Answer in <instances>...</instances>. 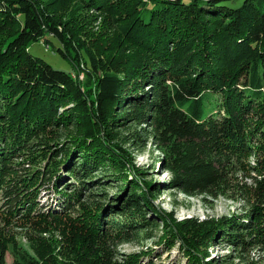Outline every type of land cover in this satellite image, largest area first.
Instances as JSON below:
<instances>
[{
    "label": "trees",
    "instance_id": "obj_1",
    "mask_svg": "<svg viewBox=\"0 0 264 264\" xmlns=\"http://www.w3.org/2000/svg\"><path fill=\"white\" fill-rule=\"evenodd\" d=\"M68 1L79 7L71 18L86 9L103 15L111 35L98 57L84 43L86 31L58 18L56 7ZM231 2L0 0V217L71 221L59 229L62 244L37 237L33 256L15 252L13 264H117L107 258L111 240L132 243L139 233L150 235L157 225L145 212L155 209L124 147L138 150L149 141L171 174L169 186L186 195L218 197L241 169L256 174L249 213L162 220L168 248L179 239L189 263L204 264L208 249L223 240L238 254L264 246V0ZM46 37L59 43L54 53L72 71L29 53L43 38L47 46ZM248 157L254 165L244 164ZM113 179L128 194L109 198ZM46 181L57 209L38 201ZM83 193L101 200L80 202ZM75 203L79 210L71 216ZM1 241L5 264L8 248ZM143 254L120 264H141Z\"/></svg>",
    "mask_w": 264,
    "mask_h": 264
},
{
    "label": "rangeland",
    "instance_id": "obj_2",
    "mask_svg": "<svg viewBox=\"0 0 264 264\" xmlns=\"http://www.w3.org/2000/svg\"><path fill=\"white\" fill-rule=\"evenodd\" d=\"M74 3L73 1H68L62 3L61 6H57L56 8L59 11L57 16L63 23L68 21L71 25L75 24V26L79 28L80 33L86 31L87 36L84 38V43L91 51L96 52L95 55L98 57L99 49L102 47L99 45H103V40L110 37L111 31L106 28L105 24L102 26V20H104L103 15L93 10H81L75 13L73 18H71L70 10L77 6L74 5ZM241 3L242 0H232L231 5L233 7H238ZM78 8L77 6L75 9L78 10ZM46 38H48L47 46L44 44L45 38H43L29 46V53L32 56L42 59L53 69L67 73L72 71V65L60 55L54 53L55 48L59 47V43L55 39ZM81 77L80 75V78ZM214 98H216V96ZM129 128L131 127L120 129L121 134L127 136ZM60 132L61 131H59V133ZM60 142H62V140ZM54 144L55 143L52 144V150L55 149ZM124 147L129 151L135 167L141 172V175L138 177L140 178L141 184L143 183L142 186L146 188L145 194L148 196L149 201L155 209V211L147 209L145 212L146 220L147 222H151L150 225L155 224L157 226L147 230V233L150 234L148 236H142V233H139L134 237L132 243L120 244L117 243L116 239L111 240L109 245H112L110 248L113 254L107 255L108 260H111L110 262H117V264H120L124 257L143 252L144 254L140 258L141 264H190V259L188 260L185 255L187 249L185 246H182L179 239L171 240L170 242L173 243L170 248H168L170 243L165 240L166 234L164 232L166 230L161 225L162 220L172 222V218L177 223L188 220L197 222L206 219L230 220V218H233L232 216L239 217L249 213V204L253 201L250 195V192L254 189L252 178L256 177V174L252 171H247L246 168L241 169L236 175H233L232 179L229 178L230 186L224 195H219L218 197L208 196L206 194L186 195L173 186H169L171 183V174L166 172L161 166L159 160L162 158V154L150 144V141L147 145L138 150L131 147L130 144H124ZM24 158H18L16 162H20L24 160ZM255 160L256 159L253 157H248L243 162H245L244 164L246 165L252 166ZM23 167L26 168L25 170H28V172L33 169V165L27 162ZM107 173L103 174L107 175ZM61 174L66 175L63 171ZM103 174H100V180H103ZM64 181H66V183L73 182L69 176H66ZM114 181L117 184L116 187L110 186L107 188L106 195L109 196V198L114 197L117 199L118 196L124 195V192L126 193L127 190L120 192V189L125 188V184L120 181ZM115 183H111L110 185H114ZM47 184L49 183L46 181L41 187L38 201L44 209H57L54 198L55 194L52 189L48 190L45 188ZM147 184L150 185L149 188L145 186ZM232 184L237 185L236 191L231 187ZM103 186H106V183ZM241 187L246 191L237 189ZM126 194H128V192ZM153 194L154 196H152ZM124 199L125 196L123 197V200ZM94 200H101V198L96 196L88 197L87 193H83L80 198V202L86 203ZM113 203L117 202L113 201ZM78 204L79 203H75V208L69 209L67 214L75 216L79 210ZM111 218L112 217H109L108 219ZM70 223L71 221L62 218L25 219L19 216L14 218L0 217L1 243H4L8 248L5 255V264H13V254L18 251L33 256L31 244L37 237H42L46 240L52 239L58 244H62L65 236L62 237L59 229H68ZM164 242L167 243L164 244ZM63 245H66L65 242ZM207 253L208 258L205 263L210 262L208 264H248L251 260L256 261L258 264H264V246L255 248L246 254H238V250L236 252V247H232L231 243L223 240L217 245L209 248Z\"/></svg>",
    "mask_w": 264,
    "mask_h": 264
}]
</instances>
